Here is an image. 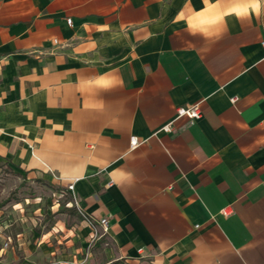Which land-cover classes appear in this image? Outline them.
<instances>
[{
	"label": "crops",
	"instance_id": "crops-1",
	"mask_svg": "<svg viewBox=\"0 0 264 264\" xmlns=\"http://www.w3.org/2000/svg\"><path fill=\"white\" fill-rule=\"evenodd\" d=\"M263 40L264 0H0V164L70 198L34 264H264Z\"/></svg>",
	"mask_w": 264,
	"mask_h": 264
},
{
	"label": "rangeland",
	"instance_id": "rangeland-1",
	"mask_svg": "<svg viewBox=\"0 0 264 264\" xmlns=\"http://www.w3.org/2000/svg\"><path fill=\"white\" fill-rule=\"evenodd\" d=\"M64 194L40 178L14 173L0 164V264L35 263L30 254L37 253V231L45 232L53 223L47 216L70 200Z\"/></svg>",
	"mask_w": 264,
	"mask_h": 264
},
{
	"label": "built area",
	"instance_id": "built-area-1",
	"mask_svg": "<svg viewBox=\"0 0 264 264\" xmlns=\"http://www.w3.org/2000/svg\"><path fill=\"white\" fill-rule=\"evenodd\" d=\"M66 23H67V25L70 26L71 20L67 19ZM53 43L55 45L58 44L57 40H54ZM261 47L264 50V40L261 42ZM232 102H234V99L232 100ZM200 117H201L200 107L198 105H194V106H186L184 108L183 107L177 108L175 119L186 118V119L191 120V121H195V120L198 121V119H200ZM172 127H173V121L165 124L160 129V131L163 133H170L172 131ZM136 146H137V139L135 137H131L130 138V147L135 148ZM72 189H73V185H69L67 187V191H71ZM72 205L78 210L80 215L84 218V215L81 212V206H80V204H78V201L74 199ZM227 210L228 209L225 208L224 210H221L220 213L223 216H229L230 214L228 213ZM87 222H88V224L92 230L91 243H94L97 239L102 237L104 234H107V231H108L107 219H101L97 223H94L91 220H87Z\"/></svg>",
	"mask_w": 264,
	"mask_h": 264
}]
</instances>
